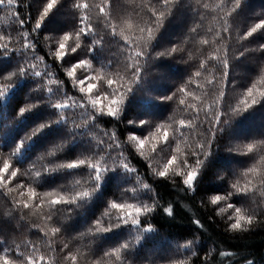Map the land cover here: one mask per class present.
Listing matches in <instances>:
<instances>
[{
  "label": "trees",
  "instance_id": "16d2710c",
  "mask_svg": "<svg viewBox=\"0 0 264 264\" xmlns=\"http://www.w3.org/2000/svg\"><path fill=\"white\" fill-rule=\"evenodd\" d=\"M48 2L0 5V35L11 37L0 50V167L7 160L17 171L0 183V256L264 264V28L244 38L264 22V0H240L235 10L234 0H57L34 30ZM83 60L89 65L77 67ZM121 97L107 115L108 99ZM90 163L101 168L99 182ZM28 188L36 197L25 209ZM84 191L90 196L77 199ZM60 196L68 202L51 205ZM112 202L141 207L139 223L116 219L126 213ZM235 208L243 219L234 229Z\"/></svg>",
  "mask_w": 264,
  "mask_h": 264
},
{
  "label": "snow or ice",
  "instance_id": "6c2138e0",
  "mask_svg": "<svg viewBox=\"0 0 264 264\" xmlns=\"http://www.w3.org/2000/svg\"><path fill=\"white\" fill-rule=\"evenodd\" d=\"M162 2L167 5L169 3V0H162ZM6 3L7 5L11 6L15 3V0H6ZM57 3V0H49V2L47 3L46 7H44L40 17H39V20L36 22L35 24V29L34 30H38L40 28V25H41V22L44 20L45 17L48 16L49 12L53 9V7L56 5ZM5 4V0H0V5H4ZM240 5V0H234V8L233 10H235L236 8H238ZM77 7H83V8H87L88 5L87 4H79L77 5ZM100 12L103 13L104 12V8L101 7L100 8ZM21 25L23 24V21H20ZM81 23L83 24V18L81 20ZM264 28V22H261L259 24H257L249 33H247L245 35L244 38H247L248 36L252 35L253 32L257 31L258 29H262ZM91 26H88V30L87 31H91ZM79 31L81 33H84L85 35H87V31L85 30L84 27H81L79 29ZM147 31L149 33H151V29H147ZM24 36L25 38L28 36V33H24ZM70 39V36L69 35H64L62 37V40L58 41V44H59V49L60 51H57L56 52V56L60 57L61 54L63 53V51L65 50L66 48V44L67 42L69 41ZM77 40H79V35L77 36ZM0 41H6L4 43H0V50H3V51H8L10 50V47H9V44L11 42V37L10 36H4V35H0ZM25 48H29V47H32L31 45H29L28 43H24L23 45ZM79 43L76 44L75 47H72L71 48V51L72 52H76L77 48H79ZM140 53H137V56H139ZM85 65V66H88L89 65V61L87 60H83V61H80V64L77 65V67H79L80 65ZM33 68H35V65H32ZM27 68L25 67H21L20 69V72L23 73ZM75 71V68L72 69L71 72H69V75H72V73ZM35 74L37 76L41 75V73L39 71L35 72ZM197 75H199V73H197ZM7 78H11V77H7ZM92 79H95V77H92ZM81 84L84 83L83 80L80 81ZM107 84L109 87L112 86L113 84V81L111 79H109L107 81ZM92 88H93V85H89L87 89L81 87L80 88V91L81 92H84V91H88V92H91L92 91ZM4 95V91L3 90H0V97H2ZM111 95H115V92H113ZM248 95L249 96H252V91L249 90L248 92ZM262 95H264V93H262ZM98 100H92V105L93 107L95 108L98 104ZM122 102V97H121V100L118 101L116 99H108L107 103H108V108H107V115H111V116H114L117 114V112L119 111V103ZM252 103H255V100L252 101ZM69 105L67 103H59L56 105V107L58 109H62V108H67ZM23 111V110H22ZM101 111H103V106H101ZM181 124H184V121H181L180 122ZM41 127H44V125H42ZM38 131V130H37ZM164 136H165V139L167 138V133H164ZM133 139H136L135 137H133ZM137 143L143 147L144 146V143L145 141L143 139H140L137 141ZM118 146V145H117ZM195 154V153H194ZM175 161V157L172 158V160H170L168 163L171 164ZM86 161H81L79 160L78 162H73V163H69V164H66V165H63L62 167H66V168H76L78 167L79 165H83L85 164ZM202 162L197 159L196 161V165L199 166ZM89 167H91L92 169H94L95 171V176H94V179L99 182V180L101 179V168L99 165H96V164H89L88 165ZM125 168H128V165L125 164L124 165ZM11 168V165L10 163L5 160L4 163H3V167H0V183H5V174L6 173H9V169ZM130 171H133V169L129 168ZM168 171V167L166 166L165 169L161 172H159V175L160 176H165L166 173ZM41 173L40 172H37L36 175H40ZM10 177L14 178L17 176V171L16 170H12L10 173H9ZM196 178H197V172L195 171V169H193L192 171H189L187 174H186V178L184 180V184L187 185L189 188H192L194 182L196 181ZM79 183V181H78ZM18 187H23V185H19ZM144 187H148L147 184L144 185ZM9 191H14L15 189H8ZM21 196L24 195L23 192L20 193ZM27 195H28V202H24L22 207L27 209L29 207V204L30 202L35 199L36 197V193L35 191L32 189V188H28V191H27ZM48 195H51L50 193ZM89 197L90 196V193L88 191H84L82 193H79L77 194V199L79 197ZM221 197L217 196L215 197V199L213 200V203H215L217 200H220ZM67 203L68 201L64 199L63 196H60L59 198L57 199H52L50 201L51 205H56V204H60V203ZM75 202V201H73ZM110 207L112 209H115L119 212H124L126 213V215H123V216H119L117 217L116 219H118L120 222L124 223V224H128L129 221H131V224L133 225H136L139 223V219L138 217L140 216L141 214V207H138L134 204H130V203H117V202H112L110 204ZM144 210L145 211H150L151 209L147 208V206H144ZM165 211H167L169 213V215H171V209L168 208V209H165ZM235 212H236V221L235 223H232L231 224V227L232 228H240V221L241 219H243L242 215H241V209L239 208H235ZM249 222H251V218H249ZM196 223H198V221H196ZM59 229H56L54 228L52 231L53 232H56L58 231ZM105 231H108L110 230V228L108 229H104ZM147 230H150V229H147ZM119 250H117L118 252ZM41 260H43V257L40 258ZM75 257L73 256L72 257V260L75 261ZM0 264H13V262H10V259L7 257V256H0ZM28 264H36L35 262V259L33 258H30L29 259V262ZM248 264H252L251 261L248 262Z\"/></svg>",
  "mask_w": 264,
  "mask_h": 264
}]
</instances>
